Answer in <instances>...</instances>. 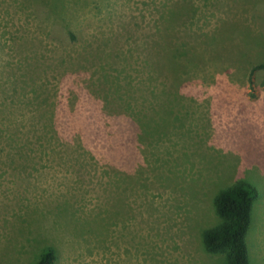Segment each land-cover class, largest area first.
<instances>
[{"label": "rangeland", "instance_id": "1", "mask_svg": "<svg viewBox=\"0 0 264 264\" xmlns=\"http://www.w3.org/2000/svg\"><path fill=\"white\" fill-rule=\"evenodd\" d=\"M227 1L0 0V133L10 130L18 144L9 148H24L55 115L64 137L81 130L95 154L59 167L36 158L39 170L20 174L0 152V264H32L48 242L55 264H226L227 253L207 251L203 234L223 221L217 195L238 182L257 190L247 244L251 264H264V71L252 88L244 71L227 72L203 46L198 65L178 49L217 27L216 6ZM184 2L208 22L171 21L168 10ZM171 59L185 67L163 68L168 77L155 82L168 86L135 96L128 115L89 91L102 84L103 67L139 87ZM13 72L28 79L15 104L23 112L10 110ZM34 86L40 98L47 87L55 93L42 109L27 107ZM67 201L44 217L52 202Z\"/></svg>", "mask_w": 264, "mask_h": 264}, {"label": "trees", "instance_id": "2", "mask_svg": "<svg viewBox=\"0 0 264 264\" xmlns=\"http://www.w3.org/2000/svg\"><path fill=\"white\" fill-rule=\"evenodd\" d=\"M216 7H220V9L218 8L220 15L216 20L218 21L217 27L212 25L208 27L207 25L208 29H205L203 33L201 32L198 35L195 33L201 39L197 40L194 47H189V44H183L182 42V48L178 49L182 51L181 54H186L194 65H198L200 59L198 58L199 52L196 49L203 46L204 51L211 55L214 53L212 56L227 62V72H231L233 68L244 71L250 87L254 88L255 72L257 70L264 71V0H228L223 4V9L220 5ZM200 8L196 7L195 4L190 5L186 2L177 3L174 9L171 7L168 10L169 19L171 21L183 20L184 25H191L192 27L205 25L208 22L207 15L203 14V19H196ZM200 21L202 23L199 24ZM179 65L184 66L183 63L177 64L175 59H171L169 63L150 69L152 74H156V77L145 79V83L139 85V87L133 86L127 82L128 80L122 81L118 73L110 75L103 67L100 69L101 75L104 77L102 84L95 81L93 83L95 89L89 88V91L97 92L98 90L97 97L102 100L105 109L113 106L118 113L121 104L124 113L126 112L128 115V110L135 96H138L137 101H141L146 99L145 92L150 96H155L159 86H168L165 81L161 85H157L155 82L168 77L160 74L163 68L176 72ZM45 72L47 73L48 70ZM64 72L67 73L68 69H65ZM23 76L25 74H22L21 79L17 72H13L7 80L9 87L14 91L11 99L13 108L9 107L13 112H23L20 110V105H15L21 103L18 95H25L28 87V79H23ZM46 78H50L49 73ZM20 84L22 90H20ZM96 84L99 85L98 89H96ZM261 85L264 86V76ZM30 91L34 92L35 96L28 102V108L35 106L36 109H42L46 103L49 104L48 102L55 95L53 89L51 90L49 87L44 89L46 95L41 98L39 95L42 93H38L39 90L36 86L31 88ZM106 113L108 114L109 110ZM113 113L115 114V111ZM41 118L36 116L34 125L36 122L39 124ZM62 122V116H48L42 130L39 131L38 126V132L34 131L31 136H28L24 142V148L20 147L18 152H14L9 148L18 145L14 134L10 130H6L7 134L0 133L1 158L8 160L9 164L7 166L18 169L20 174L23 173L24 169L27 170L31 167L33 169L29 170L27 174H31L34 170H39L38 168L43 166L59 167L66 165L68 161L87 162L88 158L94 159L95 154L89 149L90 143L87 145L84 138L79 137L81 130H77V133L73 132L69 137H64L65 131L61 128ZM36 158L44 160L45 163L39 167L34 163L31 165L30 162L35 161ZM256 197L257 190L255 187L244 182L229 186L216 197V210L223 221L218 226L205 230L203 243L209 252H226V264H251L247 234L252 224L253 205ZM67 204H69L68 201L65 206L64 204L59 205L52 202L48 205L47 211L44 212V217H49L48 212H52L56 207H67ZM31 206L37 209L38 203H31ZM61 210L63 211L64 208ZM21 243L22 247L25 248L26 243ZM57 256V247L52 242H48L35 254L32 264H55Z\"/></svg>", "mask_w": 264, "mask_h": 264}]
</instances>
